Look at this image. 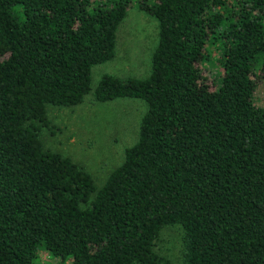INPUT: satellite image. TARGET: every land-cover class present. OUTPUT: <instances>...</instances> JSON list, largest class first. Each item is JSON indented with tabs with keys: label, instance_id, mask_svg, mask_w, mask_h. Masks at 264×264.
<instances>
[{
	"label": "trees",
	"instance_id": "trees-1",
	"mask_svg": "<svg viewBox=\"0 0 264 264\" xmlns=\"http://www.w3.org/2000/svg\"><path fill=\"white\" fill-rule=\"evenodd\" d=\"M133 2L158 22L149 72L103 73L91 95L146 110L97 186L39 131L48 103L90 92L132 0H0V264H36L42 247L72 264H159L168 224L183 228L182 264H264V0Z\"/></svg>",
	"mask_w": 264,
	"mask_h": 264
},
{
	"label": "rangeland",
	"instance_id": "rangeland-1",
	"mask_svg": "<svg viewBox=\"0 0 264 264\" xmlns=\"http://www.w3.org/2000/svg\"><path fill=\"white\" fill-rule=\"evenodd\" d=\"M157 41V19L139 9L132 0L117 29L115 55L92 66L91 90L82 102L72 106L47 104L51 128L44 126L39 131L43 145L62 151L81 164L97 186H101L111 170L121 163L124 148L137 139L146 102L128 96L96 101L91 91L103 73L124 77L147 74ZM209 48L213 50V47ZM209 65L213 66V63ZM254 98L257 103L264 104V80L257 83ZM182 236L183 228L178 224H168L161 229L154 243L161 258L159 264L183 263ZM35 263L72 264V259L61 262L59 257L42 247Z\"/></svg>",
	"mask_w": 264,
	"mask_h": 264
},
{
	"label": "crops",
	"instance_id": "crops-1",
	"mask_svg": "<svg viewBox=\"0 0 264 264\" xmlns=\"http://www.w3.org/2000/svg\"><path fill=\"white\" fill-rule=\"evenodd\" d=\"M118 75V74H117ZM146 75V74H145ZM119 76H121V75H119ZM144 76V75H143ZM140 77V76H139ZM142 77V76H141Z\"/></svg>",
	"mask_w": 264,
	"mask_h": 264
}]
</instances>
